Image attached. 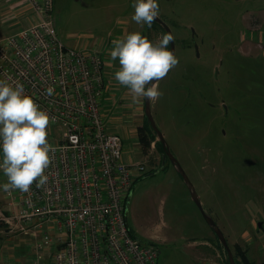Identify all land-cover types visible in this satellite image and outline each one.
<instances>
[{
    "label": "rangeland",
    "instance_id": "374dc122",
    "mask_svg": "<svg viewBox=\"0 0 264 264\" xmlns=\"http://www.w3.org/2000/svg\"><path fill=\"white\" fill-rule=\"evenodd\" d=\"M158 3L179 63L155 82L162 95L150 99L153 120L236 262L264 264V227L255 215L264 198V0ZM0 10L6 12L0 22L11 32L51 14L65 45L103 48L110 76L119 68L118 60L109 63L111 39L140 31L157 41L166 33L154 20L150 28L132 20V0H0ZM142 99L139 112L129 110L132 122L123 132L122 118L106 121L122 136L123 159L145 168L129 190L131 231L157 244V264H226V249L181 175L168 159L162 163L163 148L144 117ZM5 227L0 224V241L14 237L7 249L23 252V262L31 264L23 235H6Z\"/></svg>",
    "mask_w": 264,
    "mask_h": 264
},
{
    "label": "built area",
    "instance_id": "2783aa9c",
    "mask_svg": "<svg viewBox=\"0 0 264 264\" xmlns=\"http://www.w3.org/2000/svg\"><path fill=\"white\" fill-rule=\"evenodd\" d=\"M99 48L65 45L51 14L0 37V80L22 85L50 116L48 180L27 192L0 189V224L23 235L31 264L158 262L157 244L127 222L125 200L145 168L123 159L122 136L107 125L102 98L116 80Z\"/></svg>",
    "mask_w": 264,
    "mask_h": 264
},
{
    "label": "clouds",
    "instance_id": "9594fccd",
    "mask_svg": "<svg viewBox=\"0 0 264 264\" xmlns=\"http://www.w3.org/2000/svg\"><path fill=\"white\" fill-rule=\"evenodd\" d=\"M132 7V20L142 27L146 24L150 28L159 15L158 0H132ZM174 39L171 32L153 41L140 31H133L112 40L109 63L119 62L114 78L127 87L133 100L162 95L155 82L179 63L168 47ZM46 93L52 95L54 88L47 87ZM49 121V113L22 85L0 80V171L6 177V181L0 182V189L27 192L34 182L39 188L48 180L45 169L52 150L47 139Z\"/></svg>",
    "mask_w": 264,
    "mask_h": 264
},
{
    "label": "crops",
    "instance_id": "0c3cea01",
    "mask_svg": "<svg viewBox=\"0 0 264 264\" xmlns=\"http://www.w3.org/2000/svg\"><path fill=\"white\" fill-rule=\"evenodd\" d=\"M0 14L4 16L6 12L4 10H0ZM1 21L2 22H0V33L2 35L1 34L0 35L3 36L10 30V27H5V24L7 23H5V21L2 20V18H1ZM110 79L115 81L114 76H110ZM107 83L109 84L107 85L104 96L102 98V111L106 118V121L108 122H110L111 120H118L122 118L124 122V125L122 126V132H123L124 128H126V125H128L127 123L132 122L133 114H131L129 110L135 109V111L139 112V110L142 108V104H143L142 98L143 97L133 100L130 93L127 91L126 86L119 85V83L115 84L113 83V81L111 82L110 80H108ZM117 114H120V116H118ZM134 114H137V113H134ZM140 114L138 113V115ZM3 177L4 175L2 171H0V181L3 180ZM1 196L2 195H0V203L2 202ZM259 206H261L263 209L260 208L259 210L255 211L256 212L255 215L259 218L258 220H261V222H263L262 226L264 227V212L261 213V211H264V198H262V203L260 202ZM0 232H1V229H0ZM8 232L9 231H7L5 234L7 235ZM5 239H3V241H0V260H1L0 264H25L22 260L23 252L15 251V250L9 251L7 249V245L9 244L10 241H7Z\"/></svg>",
    "mask_w": 264,
    "mask_h": 264
},
{
    "label": "water",
    "instance_id": "95a60500",
    "mask_svg": "<svg viewBox=\"0 0 264 264\" xmlns=\"http://www.w3.org/2000/svg\"><path fill=\"white\" fill-rule=\"evenodd\" d=\"M154 21L159 23L164 28L166 33L171 32L170 28L161 20V18L159 16L155 17ZM169 48L174 51V41L170 42ZM144 115H145L152 131L155 133V135L158 138V141L162 145L163 152H164L162 155V163L165 162L166 159H168L172 163V165L175 167L177 172L181 175V177H182L183 181L185 182L188 190L190 191L191 198L194 200L196 205L199 207L203 218L205 219L207 224L212 228V230L214 231V233L216 234V236L218 237V239L220 240V242L223 244L224 248L226 249L227 254H228L226 264H236L234 256H233V254H232V252H231V250L227 244V241H226L224 234L222 233V231L218 227V225L214 222V220L203 211L202 206H201V202H200L199 197H198V195L194 189V186L190 182V180H189L188 176L186 175L185 171L183 170V168L178 163L177 159L170 153L162 133L158 130V128H157V126L153 120L151 107H150V99L147 97H144ZM130 195H131V192L129 193V195L127 197L125 209H127V207H128ZM257 226L260 228L262 226V222H258ZM261 229L264 232V229L262 227H261Z\"/></svg>",
    "mask_w": 264,
    "mask_h": 264
},
{
    "label": "flooded vegetation",
    "instance_id": "af4514ba",
    "mask_svg": "<svg viewBox=\"0 0 264 264\" xmlns=\"http://www.w3.org/2000/svg\"><path fill=\"white\" fill-rule=\"evenodd\" d=\"M192 37V39H191V44H189V46H191V45H193L194 43V41L192 42V40H193V36H191Z\"/></svg>",
    "mask_w": 264,
    "mask_h": 264
},
{
    "label": "trees",
    "instance_id": "16d2710c",
    "mask_svg": "<svg viewBox=\"0 0 264 264\" xmlns=\"http://www.w3.org/2000/svg\"><path fill=\"white\" fill-rule=\"evenodd\" d=\"M144 116H145V115H144ZM145 118H146V117H145ZM146 120H147V119H146ZM148 125H149V123H148ZM149 127H150V125H149ZM150 129H151V127H150ZM158 142H159V141H158ZM158 142H157V143H158ZM159 143H160V142H159ZM160 144H161V143H160ZM235 262H236V260H235ZM236 264H238V263L236 262Z\"/></svg>",
    "mask_w": 264,
    "mask_h": 264
}]
</instances>
